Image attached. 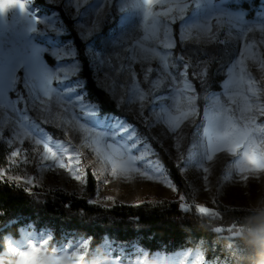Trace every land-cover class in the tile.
<instances>
[{
  "label": "rangeland",
  "instance_id": "rangeland-1",
  "mask_svg": "<svg viewBox=\"0 0 264 264\" xmlns=\"http://www.w3.org/2000/svg\"><path fill=\"white\" fill-rule=\"evenodd\" d=\"M250 1L212 0L207 4L206 0H157L152 4L154 16L146 21L143 0H127V3L114 6L102 19L98 29L101 39L90 37V41L80 39V24L68 6V0H43L49 9L34 0L25 12L19 7L0 12V49L12 53L10 59H0V75L6 81L10 77L15 80L4 92L0 103V143L9 151L6 174L21 177L18 185L28 191L62 190L81 197L87 175L91 173L96 181V192L89 201L102 207L170 200L201 215L212 214L204 207L205 203L264 208V112L258 110L264 107V68L261 67L264 57L257 51L244 49V38L234 28L229 31L225 27L228 12L242 13L249 22H255V16L248 18L247 11L240 7ZM4 2L0 0V6ZM177 3L186 5L182 16L175 11L169 12ZM35 16L41 23L36 22ZM65 19L84 45L87 62L98 86L136 123L128 122L125 117L102 116L98 107L87 100L80 76V61L79 72L72 79L82 85V103L95 110L94 116L66 103L70 97H63V91L71 85V80L64 84L54 82L52 98L44 100L43 104L25 84L34 49L44 50L39 53V60L49 72H54L58 61L51 55L52 51L63 47L67 41L73 42ZM52 20H58L55 27L49 25ZM33 27L35 31H30ZM146 35L147 40L144 39ZM104 38L111 41L112 53L104 49ZM249 43L256 45L252 39ZM89 48L119 58L117 63L125 55L140 61L133 64L137 74L144 64L162 66L166 59L171 70L177 73L180 85L185 79L192 85L183 91L175 90L180 95L178 98L173 96L169 112L172 116L185 111L192 114L181 122L176 132L158 118V109L149 111L151 105L145 103L142 114L130 86H124L130 79L128 72L106 77L97 70ZM244 51L247 52L245 63L254 66V70L252 76H246L242 82L239 64ZM249 57H254V61L250 63ZM214 63L217 64L215 77L223 78L219 91L210 90L208 79ZM250 78L251 84L248 83ZM188 98L191 103L187 102ZM200 99L204 102L201 107ZM246 101H251V111L247 110ZM105 120L114 125L119 121L135 132L140 147L134 151L144 155V159L137 162V171L124 173L114 167L119 161L112 157L108 148V142L113 140L111 131L93 126V122L103 124ZM82 128L88 129L89 134ZM98 137H103L100 144L94 143ZM150 139L178 165L190 190V198L177 191ZM119 141L120 137H117ZM45 144L53 153L52 158L45 156ZM17 150L19 155L13 158L11 154ZM149 175L153 179H148ZM29 179L31 184L26 182ZM201 208H206L207 213L200 212L198 209ZM51 243L49 234L26 226L20 229L19 238H5L0 264H113L114 261L118 264H210L199 250L148 255L136 248L131 255L110 242H104L92 251L84 239L69 240L60 247ZM73 253L77 254L78 260ZM68 257L73 258L69 260Z\"/></svg>",
  "mask_w": 264,
  "mask_h": 264
},
{
  "label": "trees",
  "instance_id": "trees-1",
  "mask_svg": "<svg viewBox=\"0 0 264 264\" xmlns=\"http://www.w3.org/2000/svg\"><path fill=\"white\" fill-rule=\"evenodd\" d=\"M39 2L43 8L49 9L43 0ZM262 3L263 0H251L240 7L247 11L248 18H253ZM65 23L79 53L80 76L87 100L98 107L102 116L125 117L128 122L136 123L98 86L87 62L84 45L76 37L68 19ZM47 58L45 56L49 62ZM216 65L212 64L209 69L211 91H219L223 80L214 75ZM203 103L200 99V107ZM139 129L143 132L141 127ZM149 142L177 191L190 198V190L178 165L157 142L153 139ZM8 155V149L0 143V168H6ZM95 192L96 181L91 173L87 175L81 197L62 190L28 191L15 183L9 184L5 179L0 183V253L5 250L7 236L17 239L20 229L31 225L36 231L49 234L51 244L59 247L69 240L84 239L91 251L110 242L131 255L136 248L148 255L199 250L210 264H255L256 257L245 241L244 232L264 215L262 207L245 209L205 203L204 207L212 211L210 215H201L194 209L185 210L180 202L170 200L102 207L89 201Z\"/></svg>",
  "mask_w": 264,
  "mask_h": 264
},
{
  "label": "snow or ice",
  "instance_id": "snow-or-ice-1",
  "mask_svg": "<svg viewBox=\"0 0 264 264\" xmlns=\"http://www.w3.org/2000/svg\"><path fill=\"white\" fill-rule=\"evenodd\" d=\"M155 2H157V0H143L144 19L146 21L149 17L154 16L152 4ZM206 2L207 4H211L212 0H206ZM30 3H34V0H19V3L17 0H5L3 5L0 6V12L11 7H19L21 12H25ZM123 3H127V0H68V6L72 8L80 24V39L85 41H90L93 38L101 39V33L98 32V29L102 19L111 12L114 6ZM185 6L186 5H183L182 3H177L174 8L169 9V12L175 11L182 16ZM119 9L120 11H123V7H120ZM57 11H59V9H57ZM160 14L167 15L168 13ZM85 17H88V19L85 20ZM35 18L37 23H41L37 16H35ZM226 18L227 24L225 27H227L229 31L234 28L236 32L244 38V49L257 51L262 57H264V3L261 4L260 10L255 15V22H249L242 13L234 14L228 12L226 13ZM57 22L58 20H52L49 25L55 27ZM172 22H175L174 18ZM29 30L35 31V27L30 28ZM57 31L59 32V29H57ZM164 35L167 36L166 30L164 31ZM90 37L92 39H89ZM144 39L147 40L148 36L146 35ZM249 39L255 40L256 45L254 46L252 43H249ZM103 47L105 50H110V53H112L113 49L111 41L107 38H104ZM121 47L123 48V45ZM88 50L97 70L106 77L124 71L128 72L130 79L128 80L127 85L124 86H130L131 95L139 102L142 114L145 103L151 105L149 111H155L158 109V118L164 120L173 132H176L181 127V122L192 114L190 111H185L179 116H172L169 112L171 107L170 102L173 100V96L175 95L178 98L180 95V92L175 90L180 89L183 91L192 87V85L187 79L184 80L183 85H180L177 73L171 70L169 63L165 58H162L165 59L162 66L156 65L153 67L150 64H144L140 73L137 74V71L133 68V64L140 61L134 60L128 55H125L123 60L120 63H117V59L119 58H113L111 54L102 55L100 51H94L92 48H89ZM43 51V49H34L33 56L30 60L28 75L25 79V84L29 87L30 91L35 93V96L40 98V103L43 104L44 100H51L52 94L55 91L52 86L54 82L64 84L71 80V85L66 87L63 91V97L68 96L70 98L67 101L64 98L63 99L67 104L74 105L75 110L87 113L89 116H94L95 110L89 105L82 103L84 99V93L80 91L82 85H80L77 80L72 79V77L76 76L79 72V53L74 46V42L67 41L63 47L52 51L51 55L58 61L54 72H49L39 60V53ZM245 56H247L246 51H244L241 56L239 64V73L242 82L246 76L251 77L254 70V66L250 67L249 64L245 63ZM248 59L251 63L255 58L249 57ZM63 61H67V63H64ZM261 67L264 68V64H261ZM184 71L185 75H187V69ZM14 82V78L10 77L6 81L3 75H0V103L3 102L4 92L11 88ZM248 83H252L251 78L248 80ZM117 86L121 85L117 84ZM252 96L256 97V93L252 92ZM187 102L191 103L192 101L188 98ZM246 103L249 105L247 110L251 111V101H246ZM177 107H179V104H177ZM258 110L264 112V107ZM93 126L111 131L113 140L108 142V148L111 150L112 157L119 161V164L114 163V167L119 168L124 173L137 171V162L143 160L144 155H137L134 151L140 147L135 132L131 131L129 127L120 124L119 121H117L115 125L109 120H105L103 124H101L100 121H95L93 122ZM81 130L84 133L89 134L88 129L82 128ZM117 137H120L119 142H117ZM102 139L103 137H98L94 143L100 144ZM37 143H39V141H37ZM146 150L147 146L145 145V151ZM18 155V150L11 154L13 158ZM45 156L50 158L53 156V153L49 151L47 144H45ZM60 166L63 167V165ZM147 178L153 179L150 175ZM5 179L9 184L15 181L17 185L22 181L21 177L7 175L5 169L0 168V183H3ZM76 179H80V177H76ZM26 182L29 184L32 183L31 179ZM164 183L170 186L166 181H164ZM181 207L183 208L185 206L181 205ZM198 210L202 213H207L208 211L206 208ZM83 246L84 245H82V247ZM73 257L77 260L79 259L76 253H73ZM73 257H68L67 259L71 260ZM113 264H118V261H114Z\"/></svg>",
  "mask_w": 264,
  "mask_h": 264
},
{
  "label": "clouds",
  "instance_id": "clouds-1",
  "mask_svg": "<svg viewBox=\"0 0 264 264\" xmlns=\"http://www.w3.org/2000/svg\"><path fill=\"white\" fill-rule=\"evenodd\" d=\"M244 238L256 259L255 264H264V215L252 227L246 228Z\"/></svg>",
  "mask_w": 264,
  "mask_h": 264
},
{
  "label": "bare ground",
  "instance_id": "bare-ground-1",
  "mask_svg": "<svg viewBox=\"0 0 264 264\" xmlns=\"http://www.w3.org/2000/svg\"><path fill=\"white\" fill-rule=\"evenodd\" d=\"M9 57H12V53L7 54V51H4L3 49H0V59H10Z\"/></svg>",
  "mask_w": 264,
  "mask_h": 264
}]
</instances>
